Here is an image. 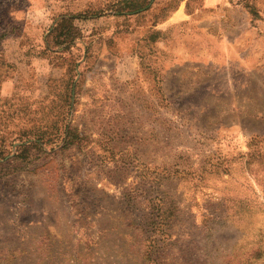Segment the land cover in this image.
Instances as JSON below:
<instances>
[{
    "label": "rangeland",
    "instance_id": "rangeland-1",
    "mask_svg": "<svg viewBox=\"0 0 264 264\" xmlns=\"http://www.w3.org/2000/svg\"><path fill=\"white\" fill-rule=\"evenodd\" d=\"M152 1L0 0V264H264V0Z\"/></svg>",
    "mask_w": 264,
    "mask_h": 264
},
{
    "label": "crops",
    "instance_id": "crops-1",
    "mask_svg": "<svg viewBox=\"0 0 264 264\" xmlns=\"http://www.w3.org/2000/svg\"><path fill=\"white\" fill-rule=\"evenodd\" d=\"M157 0H153L150 5L143 10H140L135 13H126V14H107L108 17L111 15L113 18H116L115 20H119V22H127L129 21H135V23H143L142 27H146L150 25L151 30L154 32L152 39L156 40L157 42L163 41L165 44H168L171 42V40H174V28H175V16L179 18L182 15V12H184V9L187 5L186 0H180L177 2V4L172 7L169 11L166 12L164 16L159 18V13L161 7L159 4L156 2ZM158 8V9H156ZM106 15V16H107ZM109 20V19H108ZM114 20V21H115ZM120 25V24H119ZM138 29V28H137ZM136 29V30H137ZM151 39V38H150ZM141 42L148 43L150 42L149 40H144ZM119 64H121L120 61H118ZM123 66V63L121 64ZM118 69L117 71L119 73L123 72L121 69ZM120 80L125 79L122 76L117 75ZM161 79L164 78L163 73H161V76H159Z\"/></svg>",
    "mask_w": 264,
    "mask_h": 264
},
{
    "label": "trees",
    "instance_id": "trees-1",
    "mask_svg": "<svg viewBox=\"0 0 264 264\" xmlns=\"http://www.w3.org/2000/svg\"><path fill=\"white\" fill-rule=\"evenodd\" d=\"M149 5H150V2H148L142 6H137V4L135 2H133L130 4L132 9H129V11H128V9L127 10H119V11H116L115 14L135 13V12H138L140 10L146 9Z\"/></svg>",
    "mask_w": 264,
    "mask_h": 264
}]
</instances>
